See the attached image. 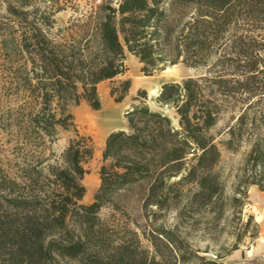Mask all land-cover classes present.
<instances>
[{
	"label": "trees",
	"instance_id": "obj_1",
	"mask_svg": "<svg viewBox=\"0 0 264 264\" xmlns=\"http://www.w3.org/2000/svg\"><path fill=\"white\" fill-rule=\"evenodd\" d=\"M116 4L102 3L85 20L72 21L69 31L76 32L59 38L50 33L55 19L29 20L24 7L7 9L22 23L12 48L9 38L0 40L10 76L0 88L15 100L0 114V131L14 142L7 163L0 150V264H223L190 246L182 250L172 239L166 261L157 245L152 254L136 231L108 224L99 214L106 205L118 209L114 197L121 190L144 184V209L182 211L188 184L197 188L191 204L200 199L210 205L224 191L215 171L222 155L211 131L229 110L236 116L218 135L227 137L222 146L232 153L248 147L233 203L244 205L251 186L264 193V0ZM127 54L146 75L180 63L206 72L163 84L157 110L146 104V91L138 94L140 104L125 115L128 131L106 138L100 186L84 204L94 141L79 130L71 107L84 101L100 111L98 88L106 82L114 102H124L132 86L121 79ZM60 130L74 136L52 162L56 155L46 154L47 141L58 140Z\"/></svg>",
	"mask_w": 264,
	"mask_h": 264
},
{
	"label": "rangeland",
	"instance_id": "obj_2",
	"mask_svg": "<svg viewBox=\"0 0 264 264\" xmlns=\"http://www.w3.org/2000/svg\"><path fill=\"white\" fill-rule=\"evenodd\" d=\"M102 3H112L113 6H117V0H0V40L4 37L9 38V47L12 48L13 37H17L21 30L20 18L7 12L11 6L24 7V10L30 11L27 16L29 20L43 16L55 19L57 25L50 33L53 37L59 38L76 32V29L69 31L72 21L85 20ZM1 52L0 49V56ZM3 64L0 57L1 85L7 84L10 79L9 65ZM126 66L128 71L121 79H130L133 87L131 86L124 102L119 104L114 102L110 96L111 83L106 82L100 84L98 88L103 103L100 111L92 110L84 101L71 107L79 130L91 136L94 141V155L85 165L89 173L83 181L87 188V199L82 201L84 204L93 201L100 186L99 171L103 163L102 154L105 143L97 146L95 132L101 122H104L107 116H111L112 123L127 124L126 112L132 106L140 104L135 99L142 91H146L147 94L146 104L151 109L157 110L156 99L160 95L163 84L180 83L187 78H196L206 72L205 68H190L180 63L152 75H146L142 72L143 65L131 54H127ZM11 96V93L6 94L4 88H0V114L4 107L14 105L15 100H10ZM16 103H18L17 100ZM167 113L174 117L173 111H167ZM235 116L236 113L233 110L224 113L211 131L217 136L216 143L222 155L221 162L215 171L221 177L224 191L210 205H201L200 199L191 204V201H194L193 193L197 188L193 184H188L184 186L186 196L183 198L185 207L183 206L182 211L177 208L159 210L156 207H148L144 209L142 207L147 193V184H144L141 188L121 190L114 197L118 209H114L112 205H106L99 214L100 218L108 224H117L126 230L136 231L143 247L153 254L155 251L153 244L157 245L166 261L171 260L172 257V248L169 244L172 239L182 250L186 251L190 246L191 249L198 250L199 255L206 259L217 260L223 264H264V193L257 187L251 186L247 190L244 205L238 208L233 203V197L238 196L239 169L248 147L244 146L238 153L229 152L221 144L227 138L226 135L218 136L232 125ZM125 131H128V128ZM0 133L1 155L7 163L8 160L13 159L11 151L14 145L13 137L2 131ZM73 136L72 132L60 130L58 140L53 143L47 141L46 154L56 155L52 157V162L61 158ZM176 180L173 179V181ZM250 216L253 220L245 227ZM164 232L169 238L162 237L161 234ZM234 247L238 249L232 250ZM187 255L190 256L189 251ZM217 256L223 258L218 259ZM55 264L76 263L64 260Z\"/></svg>",
	"mask_w": 264,
	"mask_h": 264
},
{
	"label": "crops",
	"instance_id": "obj_3",
	"mask_svg": "<svg viewBox=\"0 0 264 264\" xmlns=\"http://www.w3.org/2000/svg\"><path fill=\"white\" fill-rule=\"evenodd\" d=\"M125 124V125H124ZM123 125L122 124H120V123H118V122H115V123H105V121L104 122H101V125L100 126H103L104 127V129L106 128L107 130L105 131V134H104V143H105V141H106V138L108 137V135L111 133V132H114V131H117V130H126V128H127V124L126 123H124ZM85 198L87 199V194H86V196L84 197V200H85ZM88 201H89V199H88Z\"/></svg>",
	"mask_w": 264,
	"mask_h": 264
},
{
	"label": "bare ground",
	"instance_id": "obj_4",
	"mask_svg": "<svg viewBox=\"0 0 264 264\" xmlns=\"http://www.w3.org/2000/svg\"><path fill=\"white\" fill-rule=\"evenodd\" d=\"M169 69H167V71H168ZM135 83V82H134ZM133 87V86H132ZM161 91V90H160ZM154 93H156V91L154 90ZM157 97V96H156ZM110 117L111 116H107L105 119H104V121H105V123H112V121L110 120ZM115 121V120H114ZM105 129H104V127L103 126H100L99 128H98V130L95 132V138H96V144H97V146H101L102 144H104V134H105ZM87 180V179H86ZM91 180V179H90ZM87 182V181H86ZM89 182H91V181H89ZM92 183H94V182H92ZM88 184V183H87ZM90 185H92V184H90ZM95 185V184H94ZM89 187V186H88ZM93 192V191H92Z\"/></svg>",
	"mask_w": 264,
	"mask_h": 264
}]
</instances>
